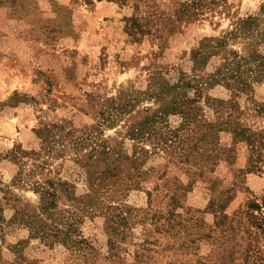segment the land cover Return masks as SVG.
Returning a JSON list of instances; mask_svg holds the SVG:
<instances>
[{
	"label": "rangeland",
	"instance_id": "1",
	"mask_svg": "<svg viewBox=\"0 0 264 264\" xmlns=\"http://www.w3.org/2000/svg\"><path fill=\"white\" fill-rule=\"evenodd\" d=\"M219 2L174 23L165 16L177 0L142 2L140 12L133 1L0 0V264H264V233L247 215L256 200L264 216V39L236 86L222 75L225 49L195 57L264 0ZM255 38L226 46L247 56ZM181 78L197 102L172 104L166 84ZM193 108L200 119L190 121ZM232 110L262 133L259 150L211 129ZM55 124L44 140L38 130ZM88 155L94 167H84ZM50 178L70 181L74 197L62 192L42 212L36 186ZM225 212L232 228L219 224Z\"/></svg>",
	"mask_w": 264,
	"mask_h": 264
},
{
	"label": "trees",
	"instance_id": "2",
	"mask_svg": "<svg viewBox=\"0 0 264 264\" xmlns=\"http://www.w3.org/2000/svg\"><path fill=\"white\" fill-rule=\"evenodd\" d=\"M116 1L121 2L123 4H127L128 2L133 1V4L135 5L137 12L138 11L140 12L142 11V2L146 3L145 5L148 6L151 0H116ZM177 1H178L177 7L175 8L172 16L171 15L165 16V18L166 19L169 18V20L174 18V23L175 22L177 23L192 22L200 18L207 10L213 11L217 7L216 5L220 4L219 0H177ZM140 19L141 18L136 14L132 18L128 19L127 27L129 28L131 32L135 31V28L137 26L142 27ZM263 22H264V4L261 6V9L258 12L248 13L245 16H239L235 22L236 23L235 27L231 31H229L227 35L219 37L215 44L207 45L203 43V45L197 50L195 57H198V55H201V59H202L204 58V55L209 51L211 52L210 56H212L214 54H217L218 51L225 49L226 53H228L226 56L227 62H226L225 68H227V71H229L230 74H226L225 72H222V71L221 72H222L224 79H226L229 87H232L233 84H235L236 86V83H237L236 77L237 78L242 77L241 67L243 64L248 62L249 59L247 57L258 58V55H262L258 51L257 44L258 42L264 39V26H261ZM252 32L257 33L258 39L255 38L254 42L250 43V52L247 56L241 55L239 51L235 49L228 50V46L226 45L228 44L230 38L238 37L241 35L243 36L250 35L252 34ZM133 33L134 32H132V34ZM262 65H264V61L259 66H262ZM203 78L205 77H202V79ZM194 80H197V79H194ZM197 81L201 84L203 82L201 79L200 80L198 79ZM241 82H245V81H241ZM241 82L238 84L239 87H242L243 83ZM165 84L161 86L162 90L164 89ZM166 85H168L166 87H169L172 89V91H175L173 95L174 97L171 101L172 104L178 103L181 100H186V99L187 100L183 102L193 103L194 101L195 102L198 101L197 99H195L196 97L194 96L190 97L188 92L185 91L182 93V91L185 90L184 88L194 86L192 82L186 81L184 80V78H181L176 84H172V86H170L169 83H167ZM243 85H245V83ZM161 99L163 98L161 97ZM170 106L171 104L169 106H165V110L168 109V107ZM146 110H149V109H146ZM198 111H195V109L193 108L192 112H188L186 114L187 119L190 121H194L195 119H200L198 116ZM218 117L219 118L217 122H209L211 129H215L217 126L221 124L223 126H221L222 128L220 129L231 130L234 133L235 139L249 141L253 152L259 150L260 146L263 143H261L260 139L256 136L257 135L260 136L262 135V133L256 132L252 128L244 127L243 125H241L239 121L235 120L233 110L228 114L226 119L225 117H223L222 113H220ZM109 120L110 118H108L107 116H103V121H109ZM58 126H59L58 124H55V127L53 128L47 127V128H44L43 130H38V133L41 134L44 140L48 141V134H50L51 131L54 130ZM162 142L165 144L167 143V140L166 141L162 140ZM164 144H161V145L163 146ZM108 148H109L108 145H104V148L99 152V155L107 153L109 150ZM12 154H14L15 157L22 156L21 151L18 148H14L12 151ZM93 154L94 153H92V155ZM98 157L96 160L99 161ZM88 158H89V155L85 158V161L87 163L84 164V167H86L87 165L89 166V168L94 167L97 164V162L90 160ZM251 169L252 167L249 168V170ZM37 183L38 184L36 188L37 190H41V194H42V203L40 207L42 212H46L54 208L55 205L58 204V200L61 197L62 192L65 195H67L69 199L74 197V192L71 190L72 184L70 181L57 180L56 178H50L48 181L45 182L47 183V185L45 183L44 184L40 182H37ZM230 200H231V197L228 196L227 199L222 202V207H225L227 204H229ZM212 204L214 206V203ZM219 206H221V204ZM261 206L262 205H260L259 202H257L256 200H251L248 203L247 215L249 216L251 225L257 228L256 234H258L259 231L261 233H264V216L261 213L256 214L254 212L255 210H260ZM3 212H4V206L2 203H0V229L3 228V223L5 220L3 216ZM229 216L230 215L227 214L226 212L221 214L219 216V224L220 223L222 225L229 224L230 228H232L233 224ZM35 226L37 227V233H41L43 237L50 234V232L48 231L49 230L48 226L44 224V222H42L41 224H37ZM234 230L235 228H233V231ZM220 264H227V263L222 262Z\"/></svg>",
	"mask_w": 264,
	"mask_h": 264
}]
</instances>
